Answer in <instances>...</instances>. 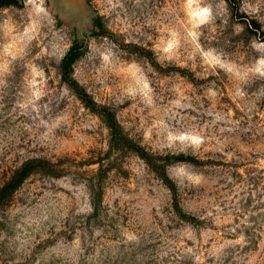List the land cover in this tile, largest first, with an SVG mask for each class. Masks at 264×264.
<instances>
[{
	"label": "rangeland",
	"instance_id": "rangeland-1",
	"mask_svg": "<svg viewBox=\"0 0 264 264\" xmlns=\"http://www.w3.org/2000/svg\"><path fill=\"white\" fill-rule=\"evenodd\" d=\"M27 162L0 264H264V0L0 8V188Z\"/></svg>",
	"mask_w": 264,
	"mask_h": 264
},
{
	"label": "trees",
	"instance_id": "trees-1",
	"mask_svg": "<svg viewBox=\"0 0 264 264\" xmlns=\"http://www.w3.org/2000/svg\"><path fill=\"white\" fill-rule=\"evenodd\" d=\"M16 4V0H0V8ZM74 51V48H71L69 54L64 58L63 65L69 67L74 61L76 56L71 54ZM69 85L74 87L75 84L72 81H69ZM32 162L25 163L19 170H17L0 188V208L8 201L9 196L19 187V185L27 178L28 175L35 168L31 169L30 166Z\"/></svg>",
	"mask_w": 264,
	"mask_h": 264
}]
</instances>
